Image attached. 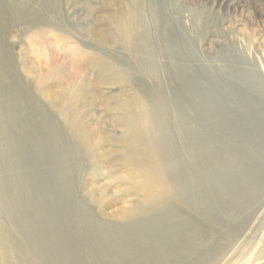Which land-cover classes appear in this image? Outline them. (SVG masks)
Returning <instances> with one entry per match:
<instances>
[{"label":"rangeland","instance_id":"obj_1","mask_svg":"<svg viewBox=\"0 0 264 264\" xmlns=\"http://www.w3.org/2000/svg\"><path fill=\"white\" fill-rule=\"evenodd\" d=\"M128 2L135 46L120 31ZM140 3L0 0L6 264H246L264 236V0ZM143 110L131 134L119 118ZM140 148L171 188L153 202L130 183Z\"/></svg>","mask_w":264,"mask_h":264},{"label":"bare ground","instance_id":"obj_2","mask_svg":"<svg viewBox=\"0 0 264 264\" xmlns=\"http://www.w3.org/2000/svg\"><path fill=\"white\" fill-rule=\"evenodd\" d=\"M140 1L141 0H136L137 5H139V6L141 5ZM256 10H257L258 14L262 13L261 10H259V8H256ZM201 11H203V9ZM207 11L215 13V10L212 9V7L210 9H208ZM122 14H123V16L121 14L119 16H120V21H121L120 22L121 23L120 24V31L122 33L123 44H124V42L126 44H132V41H133V45L135 46V45H137L136 44V40L138 38V35L135 36V34H133L132 27H133V25H135V20H136L138 12L133 11L132 6L128 2L125 5L124 13L122 12ZM139 15H138V17H139ZM260 15L264 16L263 13L260 14ZM138 17H137V19H139ZM139 20H142V19H139ZM252 20H253L252 21V23H253L255 21V19H252ZM235 28H236V26H235ZM93 34L96 35V37H98L102 41L107 39V37L109 35L108 31L105 28H96V29L93 30ZM128 48H130V47L128 46ZM85 62L90 63L91 59L86 60ZM93 62H95V61H92V63ZM111 77H113V78H111L113 81H111L110 83L111 84H115V83L117 84L118 80H119L118 74L117 75L114 74V76H111ZM104 83L108 84L109 82L108 81H106V82L104 81ZM45 90H48L47 87H46ZM73 90H77L75 93H73V99H74L75 108L76 107L80 108L83 105H85V104L90 102L91 93L89 92L90 89L88 88L87 83L78 85L75 88H73ZM47 93L50 96H52V94H50L49 92H47ZM126 96H127V101L126 102H131V100H135L136 99V97L132 93L128 94ZM146 114H147V112L145 110H143L141 115L135 114L130 119H126V118H123V116H120L119 121H121L122 123L127 125L126 126L127 131H129L131 134H134V135L136 134L137 135V133L141 132L144 129L145 125H147L150 122L149 117L146 116ZM84 135H85L86 140L88 141V143L91 146H94L95 144H98V143H101V142L104 141V136L102 135V133H100V132L98 133L96 130H92V129H90L89 131L85 130ZM128 169H129V174L131 175L130 183L132 185V188L135 190V192H137V194L139 195V197L143 201H145V202H153V201H156L157 199L167 195L168 193H170L171 188H170L169 182H168L166 176L164 175V173L162 172L161 167H160L159 159L156 156V154H155V152L153 151L152 148H146V149L145 148H140L138 151H136L132 155V163L130 164ZM134 210L135 209H127V210L119 212V213L121 215H128V214L133 213ZM250 243H252V242H250ZM249 247H250V245H249ZM252 250L253 249H251V251ZM243 252L244 251H242V253ZM245 252L247 253V250ZM242 255H245V254H242ZM249 255H247L248 257L245 256V257L248 258V259L246 258L247 259L246 264H264V236L262 238H260L259 241L257 240L254 243V250L252 252V255H250V256ZM237 256H238V254L234 253L233 256L230 259L229 264H231L232 260L236 261ZM0 264H6L5 256H4V253H3V247H1V246H0ZM240 264H242V263L240 262Z\"/></svg>","mask_w":264,"mask_h":264}]
</instances>
